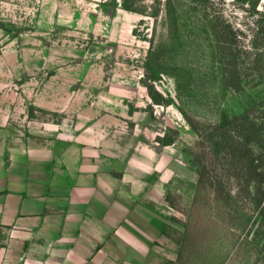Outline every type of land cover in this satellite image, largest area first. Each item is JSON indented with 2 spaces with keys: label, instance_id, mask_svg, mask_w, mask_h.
Wrapping results in <instances>:
<instances>
[{
  "label": "rangeland",
  "instance_id": "obj_1",
  "mask_svg": "<svg viewBox=\"0 0 264 264\" xmlns=\"http://www.w3.org/2000/svg\"><path fill=\"white\" fill-rule=\"evenodd\" d=\"M0 107L110 143L84 151L122 173L156 166L172 264H264L253 186L216 130L246 115L264 146V0H0Z\"/></svg>",
  "mask_w": 264,
  "mask_h": 264
},
{
  "label": "crops",
  "instance_id": "obj_2",
  "mask_svg": "<svg viewBox=\"0 0 264 264\" xmlns=\"http://www.w3.org/2000/svg\"><path fill=\"white\" fill-rule=\"evenodd\" d=\"M2 109L0 264H172L156 166L134 160L122 173L84 151L110 143L72 142Z\"/></svg>",
  "mask_w": 264,
  "mask_h": 264
},
{
  "label": "trees",
  "instance_id": "obj_3",
  "mask_svg": "<svg viewBox=\"0 0 264 264\" xmlns=\"http://www.w3.org/2000/svg\"><path fill=\"white\" fill-rule=\"evenodd\" d=\"M256 125L246 115L224 116L216 126L222 144L228 149L227 158L231 167L253 186V203L259 208L260 220L264 227V146ZM220 141V140H219ZM199 183L203 180L206 167L197 162ZM218 188H220V183ZM230 197V194H227Z\"/></svg>",
  "mask_w": 264,
  "mask_h": 264
}]
</instances>
